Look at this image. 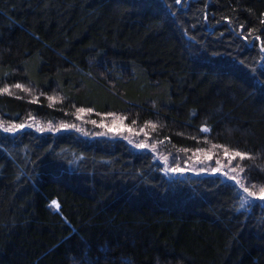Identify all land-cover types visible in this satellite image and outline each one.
Here are the masks:
<instances>
[{
  "label": "trees",
  "instance_id": "obj_1",
  "mask_svg": "<svg viewBox=\"0 0 264 264\" xmlns=\"http://www.w3.org/2000/svg\"><path fill=\"white\" fill-rule=\"evenodd\" d=\"M139 143L260 195L264 0H0V264H264V200Z\"/></svg>",
  "mask_w": 264,
  "mask_h": 264
},
{
  "label": "rangeland",
  "instance_id": "obj_2",
  "mask_svg": "<svg viewBox=\"0 0 264 264\" xmlns=\"http://www.w3.org/2000/svg\"><path fill=\"white\" fill-rule=\"evenodd\" d=\"M82 121V120H81ZM84 123H81V125H83ZM77 127V126H76ZM129 128H127V127H124V126H122V127H117V128H112V129H109V133H111L113 136H123L124 137V135H126L127 136V138L130 140V141H132V142H136L137 140L136 139H138L137 137H135L134 135H132L131 134V132H136L135 130H133V131H129L128 130ZM127 133V134H126ZM125 136V137H126ZM136 144H137V142H136ZM139 144H141V143H139ZM144 144H147V145H149L148 143H144ZM152 148V150H154L155 151V154H156V157H157V159H158V161H160L163 165H164V168H165V171H166V173L168 174V175H179V174H183V173H185V172H187V171H198V170H200L201 169V166L203 165V167H204V170L206 171V172H208V173H212V174H215V173H213V171H212V169L213 168H219V169H221V172L222 173H227V176H225V175H223V174H221V173H217V174H221V175H223L224 177H226V178H229V177H235L236 178V181H238L239 182V175L235 172V171H233L232 169H229V168H226V166H224V165H213V164H211L212 166H209L210 165V161H208V160H195L194 162H192V163H189L187 166H183V167H179V166H173L171 163H170V160H169V157H167V156H165L164 154H161L159 151H157L156 150V148H153L152 146H150L149 145V147H147V149H151ZM164 157H167L168 158V163H167V166L165 165V162H164ZM176 167H179V168H183V169H185V171L184 172H170V171H168L167 169L168 168H176ZM239 184H241L240 182H239ZM259 196H251V195H249V192H245L243 189H242V201L244 202V201H248V202H250V201H252V200H256L257 198H258ZM259 199V198H258Z\"/></svg>",
  "mask_w": 264,
  "mask_h": 264
},
{
  "label": "snow or ice",
  "instance_id": "obj_3",
  "mask_svg": "<svg viewBox=\"0 0 264 264\" xmlns=\"http://www.w3.org/2000/svg\"><path fill=\"white\" fill-rule=\"evenodd\" d=\"M16 87L19 88V87H22V86L21 85H16ZM3 91L4 92H8L9 90L7 88H5ZM25 91H27V89H25ZM49 100L55 101V97H49ZM84 111H85L84 109H79V112H81V113L84 112ZM88 111H91V109H89ZM93 123H95V121H93ZM133 123H135V122H133ZM19 127H24V125H19ZM61 127L62 128L74 127V125H63L62 124ZM152 127L155 128V125H152ZM6 130H8V131H14L15 129L9 128V129H6ZM41 130H43V129H41ZM128 130L131 131V129H128ZM200 131L206 133V132H209L210 129L207 126H203L200 129ZM136 146L139 147V148H147V147H149V145L144 144V143L138 144ZM152 147L155 148V145H152ZM225 156L226 157H229V154H228L227 150L225 151ZM237 157H239L240 160H244L245 158H249V159L251 158L250 156H248L247 153H241V152H238L237 151V152H235V153H233L231 155V157L229 158V163L231 164L232 160H235ZM207 159L211 160L212 159V156L211 155L207 156ZM164 162H165V165L167 166V163H168V158L167 157H164ZM217 163L219 164V161H217ZM167 170L170 171V172H181V173L185 171V169L179 168V167H176V168H168ZM232 170L235 171L236 169L233 168ZM212 171H213V173H221V174L227 176V173H222L221 172V169H219V168H213ZM241 171H244V169H241ZM229 178L231 180H233L234 183H239L238 181H236V178L234 176L233 177H229ZM239 186L245 192H248L249 191V189L246 188V187H244L243 184H240ZM249 195L256 196V193H249ZM258 198L264 200V187H261L260 188V195H259ZM247 202L248 201L242 202L241 203V207H243L244 206V203H247ZM50 207H55V208L58 209L59 208V205H58V203L56 201H52Z\"/></svg>",
  "mask_w": 264,
  "mask_h": 264
},
{
  "label": "water",
  "instance_id": "obj_4",
  "mask_svg": "<svg viewBox=\"0 0 264 264\" xmlns=\"http://www.w3.org/2000/svg\"><path fill=\"white\" fill-rule=\"evenodd\" d=\"M57 211L60 212V209L58 208Z\"/></svg>",
  "mask_w": 264,
  "mask_h": 264
}]
</instances>
